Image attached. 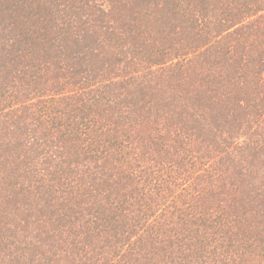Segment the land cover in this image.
Masks as SVG:
<instances>
[{"label": "trees", "instance_id": "obj_1", "mask_svg": "<svg viewBox=\"0 0 264 264\" xmlns=\"http://www.w3.org/2000/svg\"><path fill=\"white\" fill-rule=\"evenodd\" d=\"M0 264H264V0H0Z\"/></svg>", "mask_w": 264, "mask_h": 264}, {"label": "rangeland", "instance_id": "obj_2", "mask_svg": "<svg viewBox=\"0 0 264 264\" xmlns=\"http://www.w3.org/2000/svg\"><path fill=\"white\" fill-rule=\"evenodd\" d=\"M191 150L189 149V152H190ZM181 155V154H180ZM184 163H185V159H184ZM197 165H195L194 166V168L193 169H195V171H197V173H198V171H201V170H203V168L202 167H198ZM189 169H191V168H189ZM191 173V172H190ZM190 173L188 174V175H190ZM184 187H186V186H184ZM183 189H181V191H182ZM184 192V191H183ZM188 192H190V191H188V190H186L185 189V194H188Z\"/></svg>", "mask_w": 264, "mask_h": 264}]
</instances>
